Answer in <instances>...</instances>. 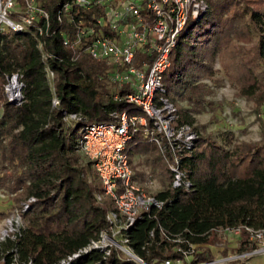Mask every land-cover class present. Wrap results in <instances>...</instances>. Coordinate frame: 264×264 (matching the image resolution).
I'll return each mask as SVG.
<instances>
[{
  "label": "trees",
  "instance_id": "16d2710c",
  "mask_svg": "<svg viewBox=\"0 0 264 264\" xmlns=\"http://www.w3.org/2000/svg\"><path fill=\"white\" fill-rule=\"evenodd\" d=\"M35 1L47 12L46 33L37 32L44 23L41 15L22 29H0V189L13 206L33 197L21 212L22 222L13 237L0 241L4 264L13 255L33 264L57 263L106 227L105 214L113 208L112 200L106 195L97 199V176L91 161L79 152L80 136L72 132L84 123L110 121L112 110L142 112L118 98L127 88H116L109 65L84 50L87 39L77 46L63 43L65 36L72 40L75 34L76 24L69 16L89 24L100 8L72 5L61 11L58 21V10L70 0ZM204 1L205 9L187 19L180 30L186 38L180 41L177 34L165 69H169L174 95L187 104L175 105L177 121L195 128L191 114L211 103L205 95L210 85L218 84L221 75L216 73L221 70L237 93L253 102L258 137L236 140L227 132L219 140L209 133L197 134L179 157L188 187H170L167 162L159 153L169 175L163 177L155 168L148 172H154L160 184L154 195L163 202L141 211L124 230L132 251L146 262L181 256L175 249L178 245L193 246L191 262L211 260L207 247L198 246L209 242L217 230L237 224L264 229V0ZM193 24L197 27L188 33ZM143 58L146 53L137 50L133 63ZM215 60L218 68L213 66ZM13 71L20 74L22 83L20 103L8 101L3 92L6 75ZM53 97L56 105L51 103ZM68 112H79L82 118L65 119ZM131 139L152 142L139 125L127 141ZM239 245L238 249L250 246L244 240ZM69 264L139 263L115 249L103 257L92 248Z\"/></svg>",
  "mask_w": 264,
  "mask_h": 264
},
{
  "label": "built area",
  "instance_id": "2783aa9c",
  "mask_svg": "<svg viewBox=\"0 0 264 264\" xmlns=\"http://www.w3.org/2000/svg\"><path fill=\"white\" fill-rule=\"evenodd\" d=\"M84 8L97 6L100 12L89 24H76L74 38L66 36L63 43L77 46L81 40L84 50L93 58L103 61L110 67V79L116 88H127L118 98L138 106L145 115L128 113L126 110H112V119L107 122L84 123L80 128L78 147L81 153L91 161L97 178L101 182V191L97 199L108 196L113 208L107 210V225L99 230L95 238L84 246L61 258L54 264H69L80 253L96 248L106 257L112 249L139 264H220L224 261L249 262L253 255L264 258V229L246 224L225 226L220 230L228 236H234L238 243L244 240L249 248L227 252L211 260L191 262L192 247L176 246L181 256L164 258L159 262H146L136 255L128 244L124 230L134 221L141 211L150 206L160 207L162 200L154 192H146L155 180L146 172L142 182L132 178L125 147L131 132L137 125L142 127L159 153L166 160L170 172V187L189 186L184 170L179 166V157L189 149L197 136V131L188 122L177 121L175 104L165 95L162 75L169 65V53L174 47L176 36L189 18H195L205 9L204 0H70L61 6L56 19L61 20V13L70 6ZM62 11V12H61ZM18 12L15 17L13 13ZM37 15L44 18L43 25L37 26V32L49 30L47 12L36 5L35 0H23L22 5L16 0H0V29H22ZM137 50L146 53L143 58L133 63ZM51 77L50 70H46ZM20 74L13 71L6 75L3 84L5 98L13 103L22 101ZM156 93L158 95L156 96ZM52 105L58 100L53 97ZM65 119H81L79 112H68ZM29 197L18 209L6 218L5 226L0 230V241L13 237L22 221L21 212L26 209ZM176 240H182L176 238ZM0 264H4L0 258ZM9 264H33L30 259L19 261L13 255Z\"/></svg>",
  "mask_w": 264,
  "mask_h": 264
},
{
  "label": "rangeland",
  "instance_id": "374dc122",
  "mask_svg": "<svg viewBox=\"0 0 264 264\" xmlns=\"http://www.w3.org/2000/svg\"><path fill=\"white\" fill-rule=\"evenodd\" d=\"M192 21L189 20L186 24V27L190 25ZM197 24H193L189 28L191 33ZM182 33V34H181ZM186 38V33L183 31L180 32L177 39L183 41ZM214 67H219L218 60L214 61ZM169 70V69H168ZM168 70L165 71L162 75V84L166 88L165 95L171 100L175 105L186 106L185 101H179L173 93L171 87V81L168 78ZM216 75H221L220 80L217 85H210L209 92L205 95V98L210 100V104H207L205 109L200 110L199 112L192 113L191 115L194 118L193 125L197 134L209 133L210 135L222 140L224 133H230V135L236 139H256L258 137V126L255 121V108L253 102L243 95H239L236 91V87L233 82L228 80L221 70H219ZM209 83V82H208ZM158 93H156V96ZM128 113H134L139 115H145L139 110H129ZM261 115L264 118V104L261 109ZM102 121H105L104 119ZM101 121V122H102ZM72 136H80V126H77L73 129ZM128 154V163L132 170V178L138 182H142L146 172L150 171L151 168H155V171H158L160 175L166 177L169 175V172L166 169V162L159 154V151L156 145L153 142H137L135 139L126 141ZM85 160L86 157L79 151ZM148 162V163H146ZM154 174V172H152ZM154 177V176H153ZM152 186L146 192H154L160 187V184L154 177ZM97 183L101 191V182L97 178ZM13 206L12 202L3 190L0 189V230L5 226L6 218L9 214L20 207ZM21 221V219H20ZM227 252H234L239 250L240 246L237 240H234V236H228L221 230H217L212 236L211 240L205 244H201L200 248L207 247L210 253L214 258L224 255L223 246ZM188 259L189 256H187ZM252 264H262L263 258L260 255H253L250 258ZM220 264H231L229 261H224Z\"/></svg>",
  "mask_w": 264,
  "mask_h": 264
},
{
  "label": "crops",
  "instance_id": "0c3cea01",
  "mask_svg": "<svg viewBox=\"0 0 264 264\" xmlns=\"http://www.w3.org/2000/svg\"><path fill=\"white\" fill-rule=\"evenodd\" d=\"M260 256H262V255H260ZM262 258H263V256H262ZM262 264H264V258H263V262H262Z\"/></svg>",
  "mask_w": 264,
  "mask_h": 264
}]
</instances>
